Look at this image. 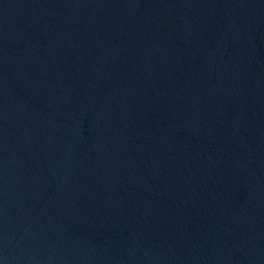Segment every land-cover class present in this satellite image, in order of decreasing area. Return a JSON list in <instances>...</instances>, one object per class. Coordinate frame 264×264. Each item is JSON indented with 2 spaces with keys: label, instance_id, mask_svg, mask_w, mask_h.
I'll return each mask as SVG.
<instances>
[{
  "label": "water",
  "instance_id": "95a60500",
  "mask_svg": "<svg viewBox=\"0 0 264 264\" xmlns=\"http://www.w3.org/2000/svg\"><path fill=\"white\" fill-rule=\"evenodd\" d=\"M0 264H264V0H0Z\"/></svg>",
  "mask_w": 264,
  "mask_h": 264
}]
</instances>
